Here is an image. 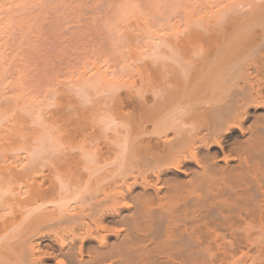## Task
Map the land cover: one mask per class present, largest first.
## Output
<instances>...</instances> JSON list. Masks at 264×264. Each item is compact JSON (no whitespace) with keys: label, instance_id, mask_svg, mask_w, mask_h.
Wrapping results in <instances>:
<instances>
[{"label":"bare ground","instance_id":"obj_1","mask_svg":"<svg viewBox=\"0 0 264 264\" xmlns=\"http://www.w3.org/2000/svg\"><path fill=\"white\" fill-rule=\"evenodd\" d=\"M258 1L189 14L185 30L147 43L123 93L115 81L87 85L97 91L84 84L77 95L92 105L81 112L86 120H48L25 154L0 157V264H250L251 253L264 256ZM238 5L248 8L223 18Z\"/></svg>","mask_w":264,"mask_h":264},{"label":"rangeland","instance_id":"obj_2","mask_svg":"<svg viewBox=\"0 0 264 264\" xmlns=\"http://www.w3.org/2000/svg\"><path fill=\"white\" fill-rule=\"evenodd\" d=\"M233 1L0 0V157L25 154L24 143L40 136L48 120H86L92 105L84 107L77 95L84 84L103 87L99 78L110 88L115 81L125 85L123 93L137 77L134 59L155 36L185 30L189 14L210 16ZM242 8L248 7L230 8L223 18ZM68 99L74 108L65 106ZM251 255L250 262L264 264L263 255Z\"/></svg>","mask_w":264,"mask_h":264}]
</instances>
